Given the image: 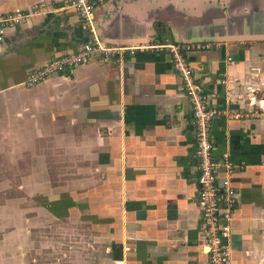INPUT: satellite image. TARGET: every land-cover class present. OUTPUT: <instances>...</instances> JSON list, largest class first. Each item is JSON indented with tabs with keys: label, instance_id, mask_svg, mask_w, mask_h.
Instances as JSON below:
<instances>
[{
	"label": "crops",
	"instance_id": "0c3cea01",
	"mask_svg": "<svg viewBox=\"0 0 264 264\" xmlns=\"http://www.w3.org/2000/svg\"><path fill=\"white\" fill-rule=\"evenodd\" d=\"M69 1L0 0V16L28 15L0 45V264H210L191 108L166 55L24 86L90 38ZM238 1L104 0L94 23L114 45L213 42L188 55L194 77L209 106L245 115L211 126L214 159L237 166L224 246L230 264H264V23Z\"/></svg>",
	"mask_w": 264,
	"mask_h": 264
},
{
	"label": "built area",
	"instance_id": "2783aa9c",
	"mask_svg": "<svg viewBox=\"0 0 264 264\" xmlns=\"http://www.w3.org/2000/svg\"><path fill=\"white\" fill-rule=\"evenodd\" d=\"M104 0H70L73 9L83 22L90 38L83 42L75 53H68L49 60L33 71L24 82L32 88L45 79L62 75L86 65L92 59L116 61L124 57L133 59L136 54H163L180 78V90L191 108L192 123L195 129V158L197 163V182L199 185V204L202 212V235L205 254L210 264H230V255L224 240L230 234V223L236 204L235 189L229 175L237 167L227 158L216 161L213 157L212 122L225 117L229 120L243 119L240 112L209 106L205 93L194 77L188 55L191 52L210 49L207 43H177L169 39H152L132 45H114L103 42L96 36L94 12ZM27 14L14 12L0 16V45L4 41L7 27L20 24ZM224 170L226 177L219 179L217 172Z\"/></svg>",
	"mask_w": 264,
	"mask_h": 264
},
{
	"label": "flooded vegetation",
	"instance_id": "af4514ba",
	"mask_svg": "<svg viewBox=\"0 0 264 264\" xmlns=\"http://www.w3.org/2000/svg\"><path fill=\"white\" fill-rule=\"evenodd\" d=\"M240 3V5H250V10L247 11V13H244L243 19H245L244 21H248L249 23H256L257 24V20H261L262 18V24L264 23V0H240L238 1ZM253 18V19H252ZM252 20V21H251ZM261 22V21H260ZM259 22V25H260ZM188 42V40H186ZM190 43H207L210 44L212 46L211 43L213 42H208V41H192L189 40Z\"/></svg>",
	"mask_w": 264,
	"mask_h": 264
},
{
	"label": "water",
	"instance_id": "95a60500",
	"mask_svg": "<svg viewBox=\"0 0 264 264\" xmlns=\"http://www.w3.org/2000/svg\"><path fill=\"white\" fill-rule=\"evenodd\" d=\"M151 39H155V36L153 35V36H151L150 37ZM156 38H158V36H156ZM240 39V38H239ZM239 39L237 38L236 40H238L239 41ZM242 39H248V40H243V41H259V40H261V38H258V36H250V37H244V38H242ZM241 41V40H240ZM189 42V41H188Z\"/></svg>",
	"mask_w": 264,
	"mask_h": 264
},
{
	"label": "rangeland",
	"instance_id": "374dc122",
	"mask_svg": "<svg viewBox=\"0 0 264 264\" xmlns=\"http://www.w3.org/2000/svg\"><path fill=\"white\" fill-rule=\"evenodd\" d=\"M75 246H72V249H74ZM72 261H75V255L73 254L72 251H69V264H75V263H72Z\"/></svg>",
	"mask_w": 264,
	"mask_h": 264
},
{
	"label": "trees",
	"instance_id": "16d2710c",
	"mask_svg": "<svg viewBox=\"0 0 264 264\" xmlns=\"http://www.w3.org/2000/svg\"><path fill=\"white\" fill-rule=\"evenodd\" d=\"M159 39H161V37L159 36Z\"/></svg>",
	"mask_w": 264,
	"mask_h": 264
}]
</instances>
